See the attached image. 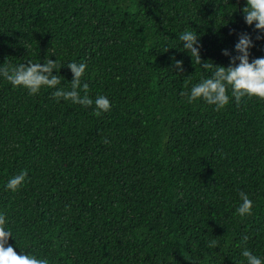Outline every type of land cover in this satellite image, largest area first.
Instances as JSON below:
<instances>
[{
    "label": "trees",
    "instance_id": "obj_1",
    "mask_svg": "<svg viewBox=\"0 0 264 264\" xmlns=\"http://www.w3.org/2000/svg\"><path fill=\"white\" fill-rule=\"evenodd\" d=\"M245 6L0 0V65L57 59V88L70 90L67 64L86 63L89 96L111 102L96 116L94 106L57 102L56 89L29 95L0 77V214L18 253L49 264H246L247 248L264 260V100L232 98L216 111L181 96L211 75L182 50L185 30L197 33L202 60L228 66L223 49L237 55L241 32L255 42L250 59L264 57ZM24 169L19 190H8ZM240 191L250 216L236 214Z\"/></svg>",
    "mask_w": 264,
    "mask_h": 264
},
{
    "label": "clouds",
    "instance_id": "obj_2",
    "mask_svg": "<svg viewBox=\"0 0 264 264\" xmlns=\"http://www.w3.org/2000/svg\"><path fill=\"white\" fill-rule=\"evenodd\" d=\"M242 12L246 24L254 25V31L257 32L255 40H264V0H246V6L243 7ZM234 32V29L230 30V34ZM179 40L183 43L182 50L187 51L192 57L193 64H200L205 70L211 72L209 77L202 78L198 83L193 84L190 91L181 92V96L186 98L187 103L192 104L202 99L208 104L214 105L216 111H220L229 104L232 98L237 104L244 97H256L264 100V57L250 59V49L255 47L251 34L247 32L238 34V41L235 44L237 55L233 56L228 49H223V54L230 56L228 66L218 65L213 61L209 62L210 60H202L200 51L202 45L199 43L196 32L185 30L179 33ZM172 60L174 69H178L182 73L184 71L183 61L175 59V56L172 57ZM67 67L73 73L70 90L57 88L61 84V78L58 74H54L53 70H57L58 73L61 67L57 59L53 60L48 57L45 58L44 63L28 61L17 66H11L6 61L0 65V77L10 82L14 87L27 89L29 95H36L45 87L56 89L52 92V97L57 102L63 99L84 107L94 106L96 116L110 111L111 102L107 96L98 95L93 100L89 96L88 83L82 84V77L85 74L87 64L70 62ZM188 86L189 80L186 79L185 88L187 89ZM104 142L110 143L107 139ZM27 177L28 171L24 169L7 181L6 188L12 192L18 191ZM239 197L241 203L236 208V214L241 217L252 215L253 202L248 194L240 191ZM12 237L13 233L6 228L5 215L0 214V264H49L46 258H38L36 255L27 252L18 253L9 243ZM243 239L246 242L248 237L245 236ZM218 243L217 240H210L207 246L214 248L218 246ZM242 256L246 258V264H264V260L254 255L247 248L242 251ZM186 259L192 264H197L194 260Z\"/></svg>",
    "mask_w": 264,
    "mask_h": 264
}]
</instances>
